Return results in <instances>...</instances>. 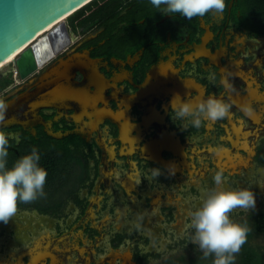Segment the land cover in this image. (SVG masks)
Masks as SVG:
<instances>
[{
  "label": "flooded vegetation",
  "instance_id": "obj_1",
  "mask_svg": "<svg viewBox=\"0 0 264 264\" xmlns=\"http://www.w3.org/2000/svg\"><path fill=\"white\" fill-rule=\"evenodd\" d=\"M225 4L189 20L149 0H93L64 19L57 53L26 77L14 61L2 72L7 167L36 148L48 175L44 197L0 222V264H67L74 250L87 264H169V252L191 254L189 214L217 172L227 189L254 177L260 193L264 0ZM177 94L214 96L228 113L196 127L171 111Z\"/></svg>",
  "mask_w": 264,
  "mask_h": 264
},
{
  "label": "clouds",
  "instance_id": "obj_2",
  "mask_svg": "<svg viewBox=\"0 0 264 264\" xmlns=\"http://www.w3.org/2000/svg\"><path fill=\"white\" fill-rule=\"evenodd\" d=\"M150 4L164 15H181L191 20L194 17H204L211 13L221 16L226 8L225 0H149ZM67 38L61 34L58 45L67 43ZM179 101V104L177 102ZM229 106L214 96L193 104L183 100L177 94L171 101V111L177 118L192 116L196 127L205 117L215 121L225 117ZM249 110V109H246ZM7 105L0 101V122L6 117ZM17 139L18 137H12ZM10 137L0 133V222L7 224L17 211V201L30 202L44 197V185L47 171L39 165L40 155L36 148L30 154L20 157L11 168L7 167V145ZM159 175L157 169L154 173ZM215 187L207 190L201 204L190 212V223L186 231L193 229L194 234H188L189 242L198 245L204 258L214 255L213 264H234L235 256L247 242L251 231L247 222L243 224L233 221L230 213L235 209L245 211L254 208L255 194L249 188L227 189L223 172H217L214 177Z\"/></svg>",
  "mask_w": 264,
  "mask_h": 264
},
{
  "label": "water",
  "instance_id": "obj_3",
  "mask_svg": "<svg viewBox=\"0 0 264 264\" xmlns=\"http://www.w3.org/2000/svg\"><path fill=\"white\" fill-rule=\"evenodd\" d=\"M90 1L0 0V65L14 55L11 60L14 61L20 76L26 77L36 67V62L57 53L62 48L64 44L58 45L57 42L61 34L66 38L68 37L64 19ZM48 29H50L48 34L42 36ZM260 135H264V132H259L255 139ZM244 165L247 168V164ZM248 178V181L243 180L241 182L238 189L249 188L254 192L255 178L250 176ZM258 186L261 194L254 193L255 205L264 197V180ZM240 210L242 209L233 210L230 213V218ZM182 230L183 228L178 227L176 235H180ZM188 233L194 234V230L190 229ZM147 234L150 233L147 232ZM151 243L153 248L158 247L159 244L162 247L165 246L164 239H158L156 242L152 238ZM68 250L71 249L68 248ZM84 256L83 253L74 250L72 255L69 253L65 256L66 263L87 264Z\"/></svg>",
  "mask_w": 264,
  "mask_h": 264
},
{
  "label": "trees",
  "instance_id": "obj_4",
  "mask_svg": "<svg viewBox=\"0 0 264 264\" xmlns=\"http://www.w3.org/2000/svg\"><path fill=\"white\" fill-rule=\"evenodd\" d=\"M93 0L90 1V3ZM89 2L74 11L70 16H75L78 11L84 8ZM251 231L248 233L247 242L242 246L239 254L235 256V260L238 259L239 264H264V253H262L257 247L252 246L249 242L252 237H256L264 233V208L257 210L253 215H250L249 220L246 221ZM214 255H210L208 258H190L188 261L180 260L175 264H213Z\"/></svg>",
  "mask_w": 264,
  "mask_h": 264
},
{
  "label": "rangeland",
  "instance_id": "obj_5",
  "mask_svg": "<svg viewBox=\"0 0 264 264\" xmlns=\"http://www.w3.org/2000/svg\"><path fill=\"white\" fill-rule=\"evenodd\" d=\"M10 65H12V62H9L7 65L2 67L0 69V75L2 74V72L9 69ZM262 206H264V197L261 198V200L254 206V208L249 209L247 211L242 209V210L238 211L237 213H235L231 217V219L235 222L243 224L244 222L249 220L251 214L253 215V213H255L257 210L264 208ZM249 242L252 244V246L257 247L262 253H264V233H262L256 237H252ZM196 253L200 254V256L198 255L199 257H197V258H203V253L199 250L198 245H195L193 250L191 249V254L188 252H182L179 250H176V251L174 250L173 252L165 255L162 258L166 259L169 264H175L180 260L188 261L191 258V255L196 254ZM234 264H239L238 259L234 260Z\"/></svg>",
  "mask_w": 264,
  "mask_h": 264
},
{
  "label": "bare ground",
  "instance_id": "obj_6",
  "mask_svg": "<svg viewBox=\"0 0 264 264\" xmlns=\"http://www.w3.org/2000/svg\"><path fill=\"white\" fill-rule=\"evenodd\" d=\"M41 34V33H40ZM12 58H14V55H12ZM11 57L9 58V59H7L6 61H4L1 65H0V69L2 68V67H4L5 65H7L10 61H12L11 59H12Z\"/></svg>",
  "mask_w": 264,
  "mask_h": 264
}]
</instances>
